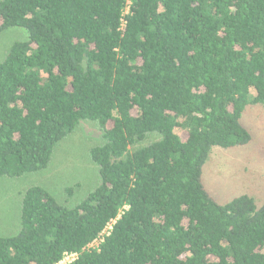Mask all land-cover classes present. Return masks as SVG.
Segmentation results:
<instances>
[{"label": "trees", "instance_id": "1", "mask_svg": "<svg viewBox=\"0 0 264 264\" xmlns=\"http://www.w3.org/2000/svg\"><path fill=\"white\" fill-rule=\"evenodd\" d=\"M14 27L0 179L46 169L80 121L102 142L81 197L23 191L0 264H264V202L202 182L212 147L252 140L246 109L264 113V0H0V34Z\"/></svg>", "mask_w": 264, "mask_h": 264}, {"label": "rangeland", "instance_id": "2", "mask_svg": "<svg viewBox=\"0 0 264 264\" xmlns=\"http://www.w3.org/2000/svg\"><path fill=\"white\" fill-rule=\"evenodd\" d=\"M24 30L9 28L0 34V60L15 41L25 38ZM252 140L240 147H212L202 169V182L208 192L225 203L240 194H248L260 205L264 202V113L260 107H248L241 118ZM102 142L101 131L92 121H80L74 130L55 146L49 166L17 178L0 179V236L18 231L20 200L31 185H42L65 203L66 188H74L70 201L81 197L93 185L97 173L89 149ZM98 240L93 243L97 245Z\"/></svg>", "mask_w": 264, "mask_h": 264}, {"label": "built area", "instance_id": "3", "mask_svg": "<svg viewBox=\"0 0 264 264\" xmlns=\"http://www.w3.org/2000/svg\"><path fill=\"white\" fill-rule=\"evenodd\" d=\"M73 258H74V254H67V255H65V257H64L60 262H58L57 264H66V263L70 262Z\"/></svg>", "mask_w": 264, "mask_h": 264}]
</instances>
